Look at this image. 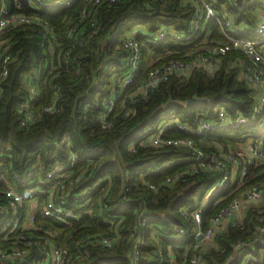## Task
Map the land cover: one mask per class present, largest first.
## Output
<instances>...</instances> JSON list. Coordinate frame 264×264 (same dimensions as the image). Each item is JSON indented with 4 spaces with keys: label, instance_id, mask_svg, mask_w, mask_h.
Returning <instances> with one entry per match:
<instances>
[{
    "label": "trees",
    "instance_id": "16d2710c",
    "mask_svg": "<svg viewBox=\"0 0 264 264\" xmlns=\"http://www.w3.org/2000/svg\"><path fill=\"white\" fill-rule=\"evenodd\" d=\"M247 1L231 5L227 0H217L215 7L225 6L235 14L236 23L243 21L253 26L255 19L251 10L255 5L264 8V0L252 5ZM21 2L28 8L25 0ZM82 10L86 12L83 18ZM191 13L192 7L183 0H117L112 3L71 0L69 4L41 13L54 29L51 45L26 34V26L21 24L1 34L9 45L7 60L0 61V68L6 67V73L0 75L1 173L15 182L11 178L12 171L21 177L35 167L46 171L56 163L68 161L70 151L73 152L76 162L72 178L80 174L81 182L67 186L73 196L66 199L65 206L74 212L90 208L91 213L82 215L80 224L64 221L43 214L44 200L40 199L35 210L36 223L55 230L56 236L50 238L53 244L69 248H73L85 232L118 233L117 240L109 245L90 240L80 256L64 264H128L126 233L137 210L142 209L149 215L146 234L152 227L168 231L177 224L185 226L178 207L191 201L198 190H207L219 180L220 172L212 171L185 176L172 186L161 185L167 175L183 170L191 155L187 146L136 143L149 138L162 120L177 118L194 126L199 116L214 117L218 108H224L232 119L237 115L251 119L254 113L252 86L241 71L248 72L252 68L241 50L223 55L213 74L203 67H194L186 75L172 73L167 79L147 85L144 92L130 96L146 75L149 54L155 56L149 65L152 67L155 63L181 57L186 50L187 43L171 37L147 43L148 35L163 26L187 31ZM93 18L94 27L90 26ZM136 27L141 30L136 38L142 44L143 59L133 72L132 80L122 84L121 77L128 67L127 50L121 46V41L127 31ZM210 28L216 36L215 25L210 23ZM254 70L260 72L264 80V64ZM30 86L33 95L26 88ZM220 92H223L221 96ZM110 97L113 103L104 119L111 124L105 125L94 117ZM195 97L199 100H193ZM212 97L213 100H208ZM29 98L31 108L40 113V119L34 123L25 122L16 109ZM52 101V109L43 110ZM163 135L190 137L196 146L205 150H214L215 145L236 150L249 138L261 139L264 148V112H260L254 122L209 130L201 135L176 126L167 128ZM133 142L136 144L131 150L129 145ZM259 168L261 166L248 164L247 183L264 177ZM104 176L108 178L97 187L80 193V189ZM149 183L160 186L153 189ZM18 185L22 188L25 182L20 181ZM123 185L127 188L124 192ZM100 187L106 191H100ZM233 187L225 183L222 192ZM239 188L220 204L237 194ZM217 207L210 203L203 210V226ZM255 222L254 212L249 210L242 227L228 226L217 233L213 237L215 247H205L203 255L214 263L221 262L238 237L250 235ZM145 239L141 250L151 256L155 241L147 235ZM163 244L167 246L170 242L164 240ZM259 244L264 246V241ZM0 247L5 244L0 242ZM216 248L224 252L219 255ZM43 254V250L31 245L24 257L0 264H41Z\"/></svg>",
    "mask_w": 264,
    "mask_h": 264
},
{
    "label": "built area",
    "instance_id": "2783aa9c",
    "mask_svg": "<svg viewBox=\"0 0 264 264\" xmlns=\"http://www.w3.org/2000/svg\"><path fill=\"white\" fill-rule=\"evenodd\" d=\"M92 1L96 3L101 0ZM106 1L112 3L117 0ZM183 1L192 7L189 29L179 31L163 26L148 35L145 41L157 43L165 37L181 40L187 43L184 54L166 62L155 63L156 65L153 64L152 67L149 66L151 64L146 66L145 77L130 96L144 92L147 85L157 80L167 79L172 73L186 75L194 67H203L209 74H213L215 68L220 65L223 55L231 50H241L249 62V68H252L248 72L241 71V74L252 86L254 113L251 119L242 115H237L235 119H232L226 114L224 108H218L214 117L199 116L194 126L179 121L177 118L166 119L156 126L155 132L149 138L136 142L152 146L164 144L187 146L191 149L186 167L167 175L161 181L162 186H172L179 179L197 173L218 171L220 178L211 188L198 190L191 201L178 207L179 216L186 222L185 226L177 224L168 231L152 227L146 234L145 228L149 224V215L142 209L137 210L133 223L127 228L126 233L128 264H140L144 260L147 261L146 264H264V246L259 244L264 241V177L247 183L246 176L249 163L261 166L259 169L264 172V148L261 139L249 138L236 150H225L219 145H215L214 150H205L196 146L190 137L163 135V132L172 126L201 135L209 130L254 122L257 115L264 112V80L260 72L254 70L255 67L264 64V8L257 5L252 8L255 23L250 26L243 21L236 23L235 14L225 6L216 9L217 0ZM258 1L248 0L247 3L252 5ZM70 2L71 0H25L28 7L25 8L21 0H0V61L7 60L6 51L9 48L8 39L1 37V34L11 26L24 25L26 34L41 40L43 44L51 45L54 29L41 13ZM227 2L231 5L237 3L236 0H227ZM85 14L86 12L82 10L81 18ZM95 23V18H93L90 26L94 27ZM210 23L217 28L216 36L211 33ZM92 31H95V28ZM138 33H141L138 27L131 29L126 32L121 41V46L127 50L128 67L127 72L121 77L122 84H127L132 80L133 72L143 59L142 44L136 38ZM5 73L6 67L0 68V75ZM26 88L31 95L34 94L31 86ZM53 102L43 107V110H51ZM104 102V108L94 118L105 125H110L111 121L104 117H107L111 109L113 97ZM30 104V98L25 99L16 109L22 113L25 122L34 123L40 119V113L35 112ZM136 143H131L129 148L133 150ZM75 162L76 156L70 151L68 161L56 163L49 170L39 171L38 167H35L25 177L12 171L11 178H14L15 182L13 179L5 178L0 171V183H4L0 186V242L5 244V247H0V263H9L16 258L24 257L28 248L33 245L38 250L44 251L41 264H64L67 260L80 256L82 249L90 240L101 245H109L117 240L116 231L114 233L85 232L75 242L73 248H69L66 245L53 244L50 238L56 236L55 230L43 228L36 223L35 210L40 199L44 200L43 214L55 216L64 221L70 220L80 224L82 215L91 213L90 208L74 212L65 206L66 199L73 196V193L67 190V186L81 182L80 174L72 178L75 174L73 168ZM107 178L108 176L98 178L91 185L80 189V193L89 192ZM20 181L25 182L22 188L18 185ZM225 183L233 184L234 187L224 193L222 186ZM124 185L123 192L127 189ZM148 186L158 189L160 185L149 183ZM237 187H240L239 192L220 204L224 198L234 193ZM100 191H106V188L100 187ZM210 203L218 207L207 216L206 225L203 226V210ZM249 210L254 212L256 220L250 235L245 238L238 237L221 262L214 263V260L207 259L203 255V249L215 247L213 237L225 231L228 226L242 227V222L249 215ZM146 235L148 239L155 241L151 248V256L141 250V246L145 244ZM164 240L169 241L170 244L164 246ZM216 251L219 255L224 252L217 248ZM145 257L149 259L146 260Z\"/></svg>",
    "mask_w": 264,
    "mask_h": 264
},
{
    "label": "rangeland",
    "instance_id": "374dc122",
    "mask_svg": "<svg viewBox=\"0 0 264 264\" xmlns=\"http://www.w3.org/2000/svg\"><path fill=\"white\" fill-rule=\"evenodd\" d=\"M155 56H153L152 54H149L148 55V58H147V60H146V65L148 66L149 64H151V61H152V59L154 58Z\"/></svg>",
    "mask_w": 264,
    "mask_h": 264
},
{
    "label": "water",
    "instance_id": "95a60500",
    "mask_svg": "<svg viewBox=\"0 0 264 264\" xmlns=\"http://www.w3.org/2000/svg\"><path fill=\"white\" fill-rule=\"evenodd\" d=\"M236 1H237L238 4L241 3V0H236ZM222 94H223V92H220L219 96H221ZM213 99H214V97L209 98L208 100H213ZM193 100L198 101L199 99H198V97H195V98H193Z\"/></svg>",
    "mask_w": 264,
    "mask_h": 264
},
{
    "label": "crops",
    "instance_id": "0c3cea01",
    "mask_svg": "<svg viewBox=\"0 0 264 264\" xmlns=\"http://www.w3.org/2000/svg\"><path fill=\"white\" fill-rule=\"evenodd\" d=\"M247 142V141H246Z\"/></svg>",
    "mask_w": 264,
    "mask_h": 264
}]
</instances>
